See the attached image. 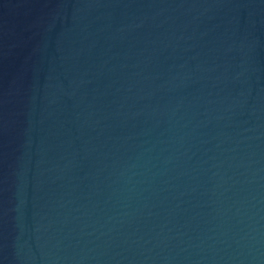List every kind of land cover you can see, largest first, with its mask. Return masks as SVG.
<instances>
[{"label":"water","instance_id":"95a60500","mask_svg":"<svg viewBox=\"0 0 264 264\" xmlns=\"http://www.w3.org/2000/svg\"><path fill=\"white\" fill-rule=\"evenodd\" d=\"M0 264H264V0H0Z\"/></svg>","mask_w":264,"mask_h":264}]
</instances>
